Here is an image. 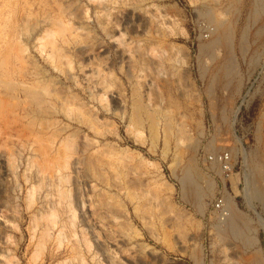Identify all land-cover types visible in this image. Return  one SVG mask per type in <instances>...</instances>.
Returning a JSON list of instances; mask_svg holds the SVG:
<instances>
[{"label":"rangeland","instance_id":"1","mask_svg":"<svg viewBox=\"0 0 264 264\" xmlns=\"http://www.w3.org/2000/svg\"><path fill=\"white\" fill-rule=\"evenodd\" d=\"M263 130L264 0H0V264H264Z\"/></svg>","mask_w":264,"mask_h":264},{"label":"bare ground","instance_id":"2","mask_svg":"<svg viewBox=\"0 0 264 264\" xmlns=\"http://www.w3.org/2000/svg\"><path fill=\"white\" fill-rule=\"evenodd\" d=\"M259 1V0H258ZM254 5H255V3H253ZM256 10V9H255ZM254 12V11H253ZM208 16H210V14L208 15ZM214 16V15H213ZM213 16H210V17H213ZM210 19V18H209ZM218 21V20H217ZM219 22V24H220V21H218ZM217 22V23H218ZM225 23V22H224ZM226 25V24H225ZM225 25L223 24V27H225ZM216 27V26H215ZM218 27V26H217ZM221 28V27H220ZM226 28V27H225ZM225 28H223V29H225ZM229 28V27H228ZM218 29L219 28H217V31H218ZM223 29H220V31L221 30H223ZM227 31H228V29H226ZM219 31V32H220ZM262 31V30H261ZM213 32V31H212ZM221 33L222 34H224L223 33V31H221ZM221 35V34H220ZM215 36V35H214ZM213 36V37H214ZM222 36V35H221ZM226 36V35H225ZM224 36V37H225ZM216 37V36H215ZM227 37H228V34H227ZM217 38H221L220 36L218 37V35H217ZM217 38H215V40H217ZM214 39V38H213ZM219 41H221V40H219ZM218 40H217V42H219ZM210 44V43H209ZM209 44H207L208 46H210ZM213 44H215V42L213 43ZM212 44V45H213ZM217 44V43H216ZM215 44V45H216ZM205 45V44H204ZM207 46V47H208ZM211 47V46H210ZM214 47V46H213ZM209 48V47H208ZM204 50H206V49H204ZM228 60V59H227ZM224 69V68H223ZM228 72H229V70H228ZM227 72V73H228ZM228 81V80H227ZM6 86V85H5ZM8 86V85H7ZM10 90V89H9ZM32 95V94H31ZM36 97V96H35ZM30 98V97H29ZM37 98V97H36ZM35 100V99H34ZM263 165H264V158H262V160H261V163H252V165H251V172H252V177H253V179H255L257 176H258V174H259V172L261 171V168L263 167ZM188 167V166H187ZM188 174V173H187ZM191 175V174H190ZM188 177H190V176H188ZM189 179V178H188ZM190 181V180H189ZM192 184V183H191ZM197 186V185H196ZM263 187L261 186V185H259V183H257L256 181H255V184H254V186H253V190H254V194L255 195H259V197H261V199H263L264 200V189H262ZM198 190V189H197ZM197 190H194V191H197ZM201 194V193H200ZM200 194H198V195H200ZM190 196V195H189ZM195 196V195H194ZM199 200V199H198ZM226 207H227V209H228V211H229V215L227 216V218L225 219V220H223V221H221V222H226L227 223V226L226 227H228V229H230V227H231V229H235V231H236V229H237V224L239 223V222H242L244 225H245V227L246 228H248V230H249V224H248V222H247V219H246V217H244V215H242V213H240V212H238L237 211V209H236V207H235V202H234V199L232 198V197H230L229 195L228 196H226ZM248 224V225H247ZM260 224L261 225H263L264 226V220L263 221H261L260 222ZM223 230H224V227H223ZM254 230V229H253ZM240 231V230H239ZM258 231V230H257ZM234 233V232H233ZM241 233V232H240ZM255 234H256V232H255ZM250 242H252V243H256L257 244V242H258V238H257V236L256 235H254L253 236V238H252V240H250ZM260 257V259H262L261 258V256H259ZM260 259H258V260H260ZM258 260L257 259H255V261L257 262V263H259V262H263V260H260L259 262H258ZM255 262V263H256Z\"/></svg>","mask_w":264,"mask_h":264},{"label":"built area","instance_id":"3","mask_svg":"<svg viewBox=\"0 0 264 264\" xmlns=\"http://www.w3.org/2000/svg\"><path fill=\"white\" fill-rule=\"evenodd\" d=\"M264 131V130H263ZM221 166L224 176L229 177L232 174L235 166L230 151H223L222 153L215 154L213 157ZM213 208L218 215L219 220H225L229 215L226 207V200L224 195H218L213 202Z\"/></svg>","mask_w":264,"mask_h":264}]
</instances>
